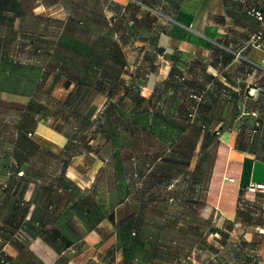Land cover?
I'll list each match as a JSON object with an SVG mask.
<instances>
[{
  "label": "crops",
  "instance_id": "1",
  "mask_svg": "<svg viewBox=\"0 0 264 264\" xmlns=\"http://www.w3.org/2000/svg\"><path fill=\"white\" fill-rule=\"evenodd\" d=\"M135 2L138 0H98L92 13L60 3L56 11L63 21L53 26L52 17L53 28L44 43L48 71L54 75L64 67L56 58L62 47L54 38L59 34L55 31L73 38L67 27L74 21L82 27L80 16H92V28L98 31L94 39L105 29L110 40L124 33L125 46L133 44L140 50L134 65L132 56L115 54L112 45L107 54L93 45L92 57H81L82 74L86 75L84 70L91 64L97 79H123L124 87L117 93L128 99L126 108L132 84L137 82L146 97L141 108L155 111L158 128H176L185 122L204 128L213 146L195 213L182 220L178 199L127 196L117 161L118 144L127 142L129 135L114 134L103 138L99 155L104 162L99 161L91 173L103 174L107 169L112 176L107 185L86 182L83 172L71 171L66 165L57 186L49 185L47 178L23 176L21 166L15 184L6 187L2 183L5 171L0 167V240L18 239L6 244V250L0 248L7 257L0 264H264V45L249 44L258 26L254 18L246 16L249 0H166L170 5L156 18L140 12ZM57 3L48 0V8ZM102 65L108 66L107 72ZM65 91L60 98L51 93L52 117L46 125L30 109H20L21 131L34 133V138L44 139L60 151L101 141L100 120L91 117L86 122L92 133L79 136L81 121L67 113L80 104H85L86 112L94 105L100 109L101 93L87 86ZM11 95L23 97L15 92ZM192 111L194 120L190 122ZM255 121L260 126L254 132ZM135 123L124 118L113 125L130 132ZM41 126L48 134L41 133ZM183 137L182 133L171 138L160 134L156 142H176ZM157 152L158 159L164 157L163 151ZM153 207L155 213L150 211ZM119 217L129 223L126 230H121ZM150 218H155V231L135 225ZM196 222L202 224L201 247ZM214 227L228 234L217 250H212ZM117 238L141 240L142 246L106 250ZM89 243L105 248L86 250Z\"/></svg>",
  "mask_w": 264,
  "mask_h": 264
},
{
  "label": "rangeland",
  "instance_id": "2",
  "mask_svg": "<svg viewBox=\"0 0 264 264\" xmlns=\"http://www.w3.org/2000/svg\"><path fill=\"white\" fill-rule=\"evenodd\" d=\"M57 1L56 6L48 8V0H0V167L5 171V181L2 183L6 187L8 184L14 185L16 171L22 166L25 168H23V174H25L23 176H37L42 181L47 178L49 185L57 186L56 184L64 177L63 171L67 165L71 171L83 172L82 180L92 182V184L95 181L107 185L112 178L107 174V169L102 172L103 174H91L92 169L98 167L99 161L104 162L99 155L103 147L102 140L103 138L107 140L114 134L127 133L129 140L118 144L119 159L117 161L120 172L118 177L125 189V194L136 199L145 197H158L163 200L178 199L176 204L181 209L182 220H189V215L195 213L194 206L197 207L202 198L204 181L212 154L213 144L208 140L206 132L202 130L204 128L189 125L187 122L176 128L172 126H167L164 130L158 128L155 111L147 112L145 108H141V100L146 97L141 94L137 82L132 84L131 101L126 108L124 104L128 103V99L126 101L123 95L117 93L120 86L124 87L123 79H97L93 76L96 69L91 64L88 65L87 70H84L86 74L84 76L81 69L83 66L81 57H92L93 45L101 49V53L106 54L112 45L115 54L123 57L126 53L132 56L133 65L140 55V50L135 45L125 46L126 38L122 32L117 33L115 40H110V33L108 29H105L101 31L100 36L94 39L98 31L92 28L91 15L80 16L82 27H79L81 25L78 21L69 22L67 29L73 38L67 39L60 36V31H55L59 34H55L54 38L58 39V44L62 47V50L56 52V58L64 63V67H59L56 74L50 75L48 47L44 50L46 46L44 43H48V33L51 32L52 25L57 26V21H63L60 19L63 15L60 11H56L59 4L63 3L71 9L79 7L91 13L98 6V0ZM165 1L138 0L135 3L140 8V12L156 18L162 17L160 12L170 5V2ZM262 1L264 3V0ZM250 4L251 0H249ZM246 16L255 19L247 12ZM52 17L55 18L52 19ZM51 19L52 25L49 22ZM107 68V65H102V69L106 72ZM83 86L101 93L100 109L96 110L94 105L93 110L86 112L85 104H80L78 108L75 107L74 111L67 113L81 121L79 136L86 137L92 133V128L86 122L91 117L100 120L101 141L91 144L80 143L68 151H60L48 141L39 137L34 138V133L27 135V132L21 131L22 127L19 126L18 119L20 109L23 107L30 109L34 117L46 125L52 117L51 106L48 104L51 100V93L53 97L60 98L66 93V89L76 90ZM14 92L23 97L15 98L11 95ZM149 100L151 102V98ZM124 118H130L136 122L130 132L122 126L119 128L113 125L116 120ZM144 124H148L149 128H146ZM39 130L44 135L48 134V130L43 126ZM180 133L184 136L182 140L174 142L170 139L169 142L163 144L156 142L160 134L171 138ZM141 137L143 142H141ZM90 149L94 150L93 155L88 153ZM157 151L161 153L163 151L164 157L158 159ZM100 168L103 166L101 165ZM248 210L253 212L251 208ZM150 211L155 213V207L150 208ZM142 220L140 219L135 225L139 228L143 226L145 230H156L155 218L147 220V224ZM117 222H121L120 224L124 227L121 230H126L129 225L125 219L122 220L120 217ZM201 226V223L196 222L198 247H201L199 244L204 243V236L200 233L203 231ZM212 236V250H217L223 245L228 234L214 227ZM17 241L18 239L12 236L1 239L0 248H5L6 244L12 245ZM136 244L138 247L142 246L141 240L136 242V240L130 241L127 238H117L106 250H134ZM86 245V250L100 248L97 243ZM5 262H7V257L0 250V263Z\"/></svg>",
  "mask_w": 264,
  "mask_h": 264
},
{
  "label": "built area",
  "instance_id": "3",
  "mask_svg": "<svg viewBox=\"0 0 264 264\" xmlns=\"http://www.w3.org/2000/svg\"><path fill=\"white\" fill-rule=\"evenodd\" d=\"M246 12L255 17L258 22L256 30L252 33L249 39V44L254 47H261L264 45V3L262 0H251V4L247 7ZM194 112L189 113L190 122L194 120ZM260 126L259 121L253 124V131L255 132ZM205 127V126H203Z\"/></svg>",
  "mask_w": 264,
  "mask_h": 264
}]
</instances>
